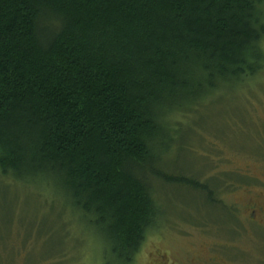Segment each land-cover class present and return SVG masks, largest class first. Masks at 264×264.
<instances>
[{"label":"trees","instance_id":"1","mask_svg":"<svg viewBox=\"0 0 264 264\" xmlns=\"http://www.w3.org/2000/svg\"><path fill=\"white\" fill-rule=\"evenodd\" d=\"M263 41L264 0H0V170L132 264L162 217L149 181L213 202L161 172V121L258 74Z\"/></svg>","mask_w":264,"mask_h":264},{"label":"rangeland","instance_id":"2","mask_svg":"<svg viewBox=\"0 0 264 264\" xmlns=\"http://www.w3.org/2000/svg\"><path fill=\"white\" fill-rule=\"evenodd\" d=\"M204 101L194 117L161 121L174 144L159 153L158 166L206 185L215 203L186 185L149 181L162 217L132 264H260L264 258V236L242 211L245 180L264 178V68ZM24 181L0 170V264H108L101 240L63 211L58 193L41 196Z\"/></svg>","mask_w":264,"mask_h":264},{"label":"flooded vegetation","instance_id":"3","mask_svg":"<svg viewBox=\"0 0 264 264\" xmlns=\"http://www.w3.org/2000/svg\"><path fill=\"white\" fill-rule=\"evenodd\" d=\"M252 178L246 179L244 186V203L242 204V211L246 218L247 225L251 228L259 229L264 236V178L258 181H251ZM249 181V182H248ZM264 244V243H263ZM264 258L260 260V264H264ZM206 264H231V263H217L216 259H209Z\"/></svg>","mask_w":264,"mask_h":264}]
</instances>
